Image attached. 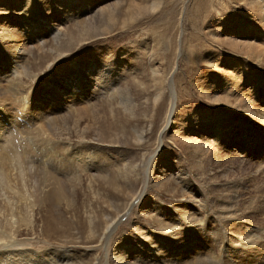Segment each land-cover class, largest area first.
<instances>
[{"label": "rangeland", "instance_id": "1", "mask_svg": "<svg viewBox=\"0 0 264 264\" xmlns=\"http://www.w3.org/2000/svg\"><path fill=\"white\" fill-rule=\"evenodd\" d=\"M107 68L113 83L131 91L133 106L126 111L109 91L92 95L81 106L93 121H83L90 126L85 138L75 133L72 142L87 152L105 150L109 162L96 164L94 156L75 176L55 166L67 153L62 143L53 150L41 131L29 134L33 145L16 141L14 132L30 118L21 104L38 112L30 129L39 121L55 141V124L46 121L68 113L71 99L43 111L37 101L62 96L76 78L84 86L96 82V71ZM0 129L13 130L20 159L35 155L24 185L10 174L13 189L37 203L34 223L16 233L21 245L9 249L56 250L70 264H121L115 253L128 244V251L144 250L139 258L123 250L122 263L182 264L179 255L152 259L153 252L150 263L140 245L153 234L164 240V222L181 229L179 212L206 219L194 237L207 264H264V0H0ZM13 189L0 186V200ZM51 194L64 201L45 200ZM116 220L106 243L105 228ZM188 231L182 233L191 238Z\"/></svg>", "mask_w": 264, "mask_h": 264}, {"label": "bare ground", "instance_id": "2", "mask_svg": "<svg viewBox=\"0 0 264 264\" xmlns=\"http://www.w3.org/2000/svg\"><path fill=\"white\" fill-rule=\"evenodd\" d=\"M13 35H14V33H13ZM105 53L108 56H112V52L108 48H106ZM122 67H126V64H122ZM110 70L111 69L107 68L105 70V72L104 71H100V70L96 71V74L98 76L97 80H100L103 83H108V86L100 85L101 83L97 82V80H96V82H93V81L91 82L90 81L88 85L84 86L82 84L81 80L79 78L78 79L76 78L75 81H73V82L71 81L70 82V86H69L67 92H66V89L59 90V92H63L62 96L54 95L56 98L47 96L49 98L48 101H46V102L45 101L44 102L37 101L39 104L36 105V108H38V110H42L43 111V105H46V107L51 105V107H55L56 110H57L58 108H60L59 107L60 105L62 106V104H61L62 101H64L65 99L66 100L68 99V101H69L71 99L70 102H72V104L69 107L68 113H66V114L64 113L63 115H60L58 117H50L49 121H46L47 119H45L46 122L51 123V124L52 123L55 124V127H53L54 129L56 128L54 133H58V135H59L58 137L56 135L57 140H55V141H54V139L51 138L52 135L50 136V132H53V131L45 130L43 128L44 125H42V123H40L39 121L34 123V127H33L34 129H32V128L30 129L31 126L29 125V123L31 122V120L34 121L37 118V113L38 112H34L33 109L32 110L28 109L29 103L26 104V105H25L26 102L23 105L21 104L20 105L21 111L23 113H29L30 118L27 120V124H26V122H24L23 126L20 125V128H19L18 132H14L18 136L17 140L16 139L15 140L16 141L20 140L23 143H28V144L33 145L34 144V138L32 136H30L29 134L32 131H34V132L39 134V131H41L42 132V136L40 137V139H41L42 143L47 142L48 146H51V147H54V145H55L53 150L56 148L57 143H62V145L64 146L63 149L67 153L65 154V156L62 159H59V161L55 162V166L57 165L58 168L65 167L68 171L73 173L75 176H77V172L79 170V167L81 169L83 167L84 170H87V168L91 164H93V159H95L94 156L98 157V160H97L96 164L101 165L100 162H102L105 165V162L108 161V159H107V155L108 154H107V152L105 150L96 149V150H92V151L90 150L89 152H87L85 149L79 148V147H77V146H75L73 144L72 136H73V134L76 133L78 136H80V138L82 140L85 138L86 130H88L90 126L86 125L87 127L84 128L82 126V122L83 121H93L92 120L93 116L90 115L89 107L81 106V105L83 103H86V102H91L92 101V95H94V94L97 95V99L98 98L100 99L101 96L106 95V93H104V92L109 91L110 93L108 92V95L110 96V98L112 100H115V101L117 100L118 104L122 105L126 109V111L130 107L133 106V95H132L131 91H129L128 88L127 89H124V88L121 89L118 85H116V83H113V80H111L112 74H111ZM30 75L32 76V74H30ZM33 77H35V75ZM12 82H13V80H12ZM16 84H18V83H16ZM254 90H255V87H254ZM56 92L59 93L58 90ZM175 96H176L175 94L172 96L174 100L176 99V98H174ZM57 99H60L61 101L59 102ZM19 101H21V100L19 99ZM55 104H56V106H55ZM91 106H90V108H91ZM31 108H32V106H31ZM172 109H175V102L174 101H173V104L171 106V109H169L170 112L172 111ZM170 112L168 113L169 115L167 117L168 118L167 119L168 123L171 122V120L173 119V116H174ZM57 114L59 115V113H57ZM40 115L42 116V118H45L42 114H40ZM132 117H133V115H132ZM71 122H73V125H71ZM216 122H222V121H217L216 120ZM37 125H38V127H37ZM15 126H16V124H15ZM81 126L84 129H82ZM16 127H18V126H16ZM3 130L4 129H0V186L3 187V188H7L8 187L11 190V189L14 188V184L11 183L10 174H11V176H13L12 174H17V176H18L17 178H21V181L23 183L22 185H24L25 176L23 175V173H25L27 175L29 170L33 169L35 167L34 159H33V157L35 155H33V153H32V155L31 154H28V155H24L23 154L24 158L22 157L23 159H20L17 156L20 153V152H18V149H19L18 148V143L16 144V142H13V140H12V135L14 134L12 132L13 130L9 131L8 135L4 134L5 131H3ZM56 130L58 132H56ZM139 132H142V131H138V134H139ZM217 132H218L217 134L220 135L222 133V130L219 129V131H217ZM54 133H52V134H54ZM38 134L35 135V136H38ZM138 140H140V139H138ZM39 146H40V143H39ZM21 149H22V147H21ZM161 149H162V141L160 143V147H159L158 151H160ZM42 150H43V148H42ZM25 151H26V149H25ZM25 151H23L22 153H25ZM29 151H31V150H29ZM117 152L119 153V151H117ZM120 153H121V151H120ZM54 155H56V154L54 153ZM59 155H57V156H59ZM108 156H110V155H108ZM41 157H42L43 161L45 163H47V164H50V162L53 161L52 154H50V153L47 154V152H45L44 155L41 156ZM110 157L113 158V156H110ZM115 160H116V158H115ZM38 165H39V162H38ZM99 165H97V168H99ZM133 167H135V166H133ZM44 170H46V168H44ZM184 170L180 169V172H182L181 175H180L181 176L180 180L182 182H184L186 185H189L191 179L189 178L190 176H187L189 173L187 171H184ZM133 171H136V170L134 169ZM139 171L141 172V169H139ZM66 173L68 174V172H66ZM81 173L83 174V172H81ZM118 174H119V172H118ZM125 178H126V176H125ZM36 179H38V178H36ZM45 179H43V180H45ZM40 181H42V180H40ZM44 183H47V181H45ZM36 186H37V188H39L41 185H35V187ZM26 187L28 188V186H26ZM59 187H61V186H59ZM61 190H62V187H61ZM55 195L56 194H51V195L47 196V198L45 200H47L49 202H52V201L56 202V198L59 199L60 197L63 200V196L58 195V194H57L58 196H55ZM31 196H33V195H31ZM130 196H131V194H130ZM39 197H40V195H39ZM0 203L1 204H6V206H7L5 209L0 208V247L7 248V250H3V249L0 248V257H1L0 258V264H70L71 263L72 260H70L68 258L67 259H63L62 257H60V251H56V250H53V251L52 250H49V251L47 250L46 252L42 251L43 253H45V255L43 256V253L38 251V250L9 249V248H12L13 246H20L21 245L20 241H18V239H16L18 237V236L16 237V233L22 227V225H25L24 222H28V224H26V225H30V224L34 223V218H35V211H34L35 208L34 207L36 206L37 202H35V204L34 203L31 204V197H30L29 193H21L19 190L15 189L14 192H13V195L11 197H7L3 201L0 200ZM70 203H72V202L70 201ZM55 204H57V203H55ZM52 205H53V203H52ZM53 208H55V207H53ZM130 209H131V207H130ZM130 209H129V211H130ZM156 210H153V211H156ZM150 213H152V212H150ZM175 216L178 218V219H176V223H177V225L179 224L181 229H177L176 227H171L167 222H164L162 225H163V229L166 232H168L167 237L164 238V240H162V237H165V236H162L161 233L160 234H153L152 235V239L146 241V242H149V244L141 243L140 244L141 247L142 246H146V248H147V252H146V255H144V257L146 259L148 258L147 260L150 262L149 257L151 256L152 252L154 253L152 259H154V257L157 256V255H161V254L165 255V254L168 253V256H171L172 254H175L177 256L179 255L180 257L184 258L185 262H183L182 264H184V263L185 264H202V263L207 264V262H205L204 258H202L203 254L200 253L201 250H199L200 249L199 244L196 243V241L198 240V238H197L198 236L194 237L195 234H199L200 233V231L197 232V229H199V230L201 229V227L199 228L200 225H202V227L205 229L204 224H205V220L206 219L202 220V219H199V217H194V218L187 217V218L183 219L182 215H180L179 212L176 213ZM110 217H111V215H110ZM104 219H106V218H104ZM95 220H96V218H95ZM110 220L111 219H109V221ZM117 227H118V221L117 220L111 222L110 224H108L106 226V228H105V230H106V235H105L106 243L109 241L110 237L115 232ZM187 229H189V231H188L189 234L187 233V235L191 236V238L185 237L183 235V233H182V232H185V231L187 232ZM166 232H165V234H166ZM179 233H181L182 235H181V237L178 238ZM200 235H201V233H200ZM149 238H151V237H149ZM154 240H155V243H153ZM138 242L140 243V241H138ZM157 242L159 244H157ZM128 247H129L128 244H120L118 246V250L115 248L117 250L115 255L119 253L118 255L115 256V259H116L117 263L130 264L129 260H128V262H126L127 258H126V260L123 263L119 259V257L120 258L123 257L122 256L124 254L123 250H125L127 253L131 252V251L136 252V254H137L136 257L139 258L137 250L141 249V248L138 247V248H136L134 250L132 248V250L128 251V250H126ZM191 248H192V250H190ZM142 250H144V249L139 250V252L142 253L143 252ZM204 255H206V253ZM190 257L193 258V259H191ZM186 258H188V260H186ZM63 260H65V261H63ZM150 263H152V262H150Z\"/></svg>", "mask_w": 264, "mask_h": 264}]
</instances>
